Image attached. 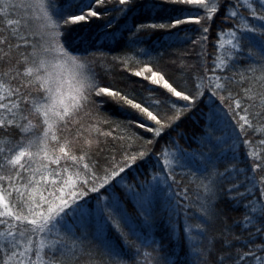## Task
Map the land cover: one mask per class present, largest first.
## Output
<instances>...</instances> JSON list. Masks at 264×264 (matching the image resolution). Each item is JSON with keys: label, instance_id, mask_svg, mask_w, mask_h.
<instances>
[{"label": "snow or ice", "instance_id": "snow-or-ice-1", "mask_svg": "<svg viewBox=\"0 0 264 264\" xmlns=\"http://www.w3.org/2000/svg\"><path fill=\"white\" fill-rule=\"evenodd\" d=\"M0 264H264V0H0Z\"/></svg>", "mask_w": 264, "mask_h": 264}, {"label": "trees", "instance_id": "trees-1", "mask_svg": "<svg viewBox=\"0 0 264 264\" xmlns=\"http://www.w3.org/2000/svg\"><path fill=\"white\" fill-rule=\"evenodd\" d=\"M87 31H88V30H85L86 33H87ZM185 127H188V126H186V125H182V128H185ZM129 178H131V173H130V175H129Z\"/></svg>", "mask_w": 264, "mask_h": 264}]
</instances>
